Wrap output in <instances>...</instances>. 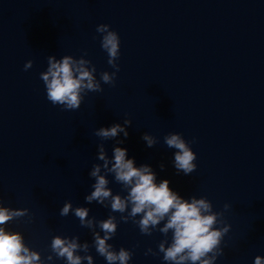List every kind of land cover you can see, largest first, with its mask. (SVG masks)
I'll use <instances>...</instances> for the list:
<instances>
[{
	"label": "water",
	"instance_id": "water-1",
	"mask_svg": "<svg viewBox=\"0 0 264 264\" xmlns=\"http://www.w3.org/2000/svg\"><path fill=\"white\" fill-rule=\"evenodd\" d=\"M100 24L120 37L113 84L101 80L115 69L101 48ZM65 55L91 61L103 89L82 94L76 110L53 105L40 78L48 56ZM126 119L127 138L95 135ZM145 133L157 141L151 148ZM171 133L196 153L193 173L174 167L176 149L164 142ZM101 144L110 161L115 147L126 148L157 184L168 180L182 199L205 197L223 213L231 227L214 264L264 257V0H0V206L28 209L4 227L20 232L45 264H67L51 250L57 235L87 242L93 264H107L94 246L99 227L82 226L71 211L60 215L71 202L89 209L88 219L116 217L108 243L132 252L128 264H169L158 246L171 243V231L142 234L110 205L85 200L97 164L113 195L128 194L98 159Z\"/></svg>",
	"mask_w": 264,
	"mask_h": 264
},
{
	"label": "clouds",
	"instance_id": "clouds-1",
	"mask_svg": "<svg viewBox=\"0 0 264 264\" xmlns=\"http://www.w3.org/2000/svg\"><path fill=\"white\" fill-rule=\"evenodd\" d=\"M96 31L103 34L101 48L108 54V64L115 69L112 73H101V80L105 84H113L119 65L120 37L117 32L110 30L107 24H100ZM47 70L40 74L44 82L47 99L53 105H62L66 110H76L81 106L83 95L86 92L102 91L101 82L96 79V68L91 61L81 57L74 58L65 55L57 60L55 56H48ZM33 66L29 60L25 64V70ZM131 125V120H124V124H113L110 127L99 128L95 135L103 139H112L123 133L127 138L126 126ZM148 147H153L156 139L145 133L142 137ZM122 143V141H120ZM164 142L169 148L176 149L174 153V167L185 175L193 173L197 165L196 153L179 133H171L164 137ZM98 159L104 161L103 167L110 173H114L115 180L127 190L126 196L113 195L107 187L109 181L104 175H100L101 165L93 167L90 175L96 178L92 185L93 191L85 197L88 203L96 201L108 206L113 212L121 213L120 219L128 222L130 219L136 223L142 234L151 235L158 229L166 237L171 231V243L166 247L167 240L162 241L158 248L163 253V260L169 264H214L217 257L223 253L221 241L230 229V225L224 224L222 212L213 211V205L205 197L199 199L193 197L191 201L184 200L169 187V181L163 180L157 184L155 173L147 164L135 166L134 159L127 158V149L115 147L112 160L106 156L103 144L99 145ZM109 163L111 167L109 168ZM164 165L161 164V168ZM108 202L106 205L105 202ZM2 204V203H0ZM225 209L229 207L225 204ZM130 209V210H129ZM73 212L79 218L82 226L100 231H93L94 246L99 255L103 256L107 264H128L132 252L120 248L115 251L108 241L115 235L117 220L115 216H109L99 222L95 218L88 219L89 209L77 207L73 209L71 202H65L60 210L61 216H67ZM127 212V215H123ZM28 215V209H10L0 206V264H45L41 254L30 250L24 243V237L20 232L6 230L4 227L9 221ZM139 216L140 219L135 218ZM163 223L162 227L159 225ZM223 224V227H217ZM103 232V236L100 234ZM78 237L67 238L54 236L51 241V250L58 258L66 259L67 264H93V257L87 255L89 245L87 242L80 244ZM85 255H78V252ZM151 252V249L148 250ZM147 254V253H146ZM53 257L49 255L48 261ZM254 264H264V257L257 255Z\"/></svg>",
	"mask_w": 264,
	"mask_h": 264
}]
</instances>
